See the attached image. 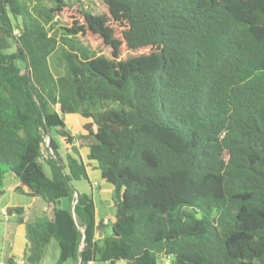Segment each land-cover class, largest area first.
Instances as JSON below:
<instances>
[{
	"label": "trees",
	"instance_id": "trees-1",
	"mask_svg": "<svg viewBox=\"0 0 264 264\" xmlns=\"http://www.w3.org/2000/svg\"><path fill=\"white\" fill-rule=\"evenodd\" d=\"M102 2L58 27L63 0H0V188L12 174L52 209L25 225V264L52 242L55 264H264V0ZM65 115L112 186L101 239L77 149L52 139Z\"/></svg>",
	"mask_w": 264,
	"mask_h": 264
},
{
	"label": "crops",
	"instance_id": "crops-1",
	"mask_svg": "<svg viewBox=\"0 0 264 264\" xmlns=\"http://www.w3.org/2000/svg\"><path fill=\"white\" fill-rule=\"evenodd\" d=\"M64 123L71 139L54 133H52V139L58 146V154L61 158H65L67 155L76 158L72 153V149H77L79 158L85 166L87 179H80L71 183L73 197L76 198L78 194H84L92 199L95 210V239H101L109 233L113 212L111 211L107 216V213L103 211L98 216L96 202L106 203L113 210L111 201L112 186L100 178L96 163L87 160L88 149L85 143L77 139L78 136L84 134L83 125L87 121L78 115H70L64 118ZM19 186L18 179L12 174H7L0 188V209H22V214L19 216L22 219L21 223L18 222L19 217L15 213L9 214L7 218L0 219V264H25L24 252L27 247L25 225L33 223L41 217L48 219L52 217V209L41 198L30 195L26 189H23V193L15 192V189ZM72 206L73 203L67 198L61 199L58 203V207L61 209L72 208ZM57 257L58 248L52 242L47 246L45 256L39 264H55ZM63 264L74 263L68 260ZM90 264H97V262ZM115 264H124V262Z\"/></svg>",
	"mask_w": 264,
	"mask_h": 264
},
{
	"label": "rangeland",
	"instance_id": "rangeland-1",
	"mask_svg": "<svg viewBox=\"0 0 264 264\" xmlns=\"http://www.w3.org/2000/svg\"><path fill=\"white\" fill-rule=\"evenodd\" d=\"M64 3L66 4V6L69 8V10H63L60 9V11L54 12L52 13L53 16V22L57 23L58 27H68L69 25V14L71 13V8L72 7H77L82 9L83 11L89 12L91 14H101V13H105L106 8L102 2V0H63ZM48 4V3H46ZM50 5V4H48ZM81 42L87 46L88 48H90L91 50H95L97 54L99 55H103L106 58H111V53H110V49L107 47H104L99 40L95 39V38H89V37H85L81 39ZM14 51V46L12 45L10 47V50H8V52H12ZM129 54L126 51H123L120 55V58H125L127 57ZM19 66L20 63H18ZM70 116V115H65V117ZM97 203V214L98 216L101 215V213L104 211V213H111V211L113 212V210L111 208H109L107 206L106 203H99L98 201ZM100 264V263H97Z\"/></svg>",
	"mask_w": 264,
	"mask_h": 264
},
{
	"label": "built area",
	"instance_id": "built-area-1",
	"mask_svg": "<svg viewBox=\"0 0 264 264\" xmlns=\"http://www.w3.org/2000/svg\"><path fill=\"white\" fill-rule=\"evenodd\" d=\"M15 33H17V31H15ZM8 217V214L6 212L5 209H0V219H4V218H7Z\"/></svg>",
	"mask_w": 264,
	"mask_h": 264
}]
</instances>
